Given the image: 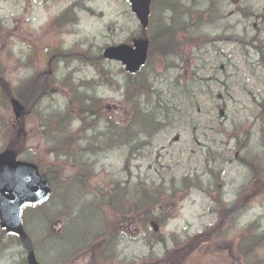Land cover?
Listing matches in <instances>:
<instances>
[{
	"label": "rangeland",
	"instance_id": "obj_1",
	"mask_svg": "<svg viewBox=\"0 0 264 264\" xmlns=\"http://www.w3.org/2000/svg\"><path fill=\"white\" fill-rule=\"evenodd\" d=\"M219 1L221 2L220 9L216 4L213 6L214 22L203 27L198 25L196 28L193 27L197 36L214 37L227 31L228 33L224 36L229 40L237 37L246 43L245 34H247L248 40L257 34L264 39L262 24L264 22V0ZM174 3L179 5L180 12H186V9L195 12H203L206 9L211 11L210 0H173ZM66 5L67 1L58 5L57 9ZM88 6L97 15L88 11L79 12L78 25L73 27L69 33L65 32L63 36L67 48L79 44L88 48V54H71L65 56V61L57 64L55 52H52L51 49L59 46L62 40L49 39L46 32H37V29L46 23V15H42L38 21L26 25L23 35H15L10 32V28H12L13 19L20 18L21 13L14 9L12 0H0V24L5 28L4 30L0 29V78L5 79L10 90H15L23 80L41 71H47L55 80L65 79L67 76V80L75 85L80 82L86 83L90 90L88 92L93 97L100 99L102 117L121 119V111L125 108V95L129 91L126 88L127 81L124 76L119 74L109 83L98 82V76H106L107 71H110L111 75L120 73L121 66L117 63H105L102 67H92L87 64L105 44H120L128 41L138 30V22L130 15V7L120 0H92ZM159 11L156 8L154 15H157ZM249 13H254L257 17L247 15ZM178 17L179 14L173 11L174 26L178 25ZM184 21H186L185 17ZM254 26L256 29L259 28L258 32L252 30V28L255 29ZM153 31L156 32L157 29ZM189 33H192V30H189ZM30 46L40 51L34 52ZM216 49L222 50L223 55L230 49L234 50V47L216 46ZM156 57L143 71V77L140 79L144 85L146 83L150 86L151 92L154 93L148 98L141 96L140 102L143 110L156 108L158 100L164 104H173L169 93L170 90H173V74L175 73L172 66L173 60L159 63L155 60ZM196 57L202 59L205 66H209L211 61L218 57V53L213 52L211 48L203 49L197 51ZM30 60H32L35 70L31 68L32 64L28 68L25 67V63ZM258 61L259 56L256 52H249L248 63L256 64ZM199 66L201 67V61H199ZM261 69L264 75V69ZM215 73L217 74V71ZM228 75L234 74L228 73ZM216 76L223 80L220 73ZM241 78L242 83H249L242 85L241 90L233 88L230 94H224V91L214 85V91L220 93L215 94L217 101L214 103L221 105L223 109L224 105L227 107L224 117L218 116L220 108L215 110V125L211 121L206 126L208 128L206 131L187 130L183 126L173 130L171 127L154 142L153 147L145 150L152 153L153 156L157 154L160 157L157 166L159 169L162 165L163 168L168 167L173 153L174 172L179 176L188 171L194 174L198 170L197 174H194L198 176V183L197 187L191 189L189 193L175 195L177 201L168 208L171 213L167 212L171 221L160 228L161 233L158 236H155L151 227L145 232L142 231L138 222L144 221L143 216L134 214L131 216L130 214L129 218L121 217L118 220V231L121 237L115 250L126 259V264H142L143 261L147 262L151 256L162 260L165 250L172 247L173 256L165 264H244L238 247L242 230L257 219L264 229V129L260 126L264 118V109H259V103L253 101L264 97L259 94V92L264 93V84L256 82V79L251 77L250 71L245 67L241 70ZM231 82H234L233 77L228 84ZM53 90L47 98L42 100L34 114L32 113L25 121L24 137L26 138L19 142L17 147L20 151L19 159L38 158L44 160L48 165H53L49 170L50 172L55 170L53 172L55 176L61 178L60 182L56 178L54 182L52 181L55 189H59L60 184L65 186L71 183L72 176L76 171L81 173V170H87L81 168L80 164H74L75 157L71 153L60 150L61 157L58 159L45 156V152L47 153V149L51 145L49 142L51 138H47L45 135H41V137L37 133L40 126L44 124L43 120L47 121L53 111H64L71 105V96L67 90L64 91L61 88H53ZM80 91H85V88H81ZM130 92L129 95L134 98L132 102L137 101L140 93L134 89ZM244 92L252 94L245 95ZM161 93L163 96H160ZM0 99L7 101L1 85ZM107 106L110 109H107ZM154 112L158 113L159 111L155 110ZM0 113L4 116L6 124H14V115L10 105L3 106L0 102ZM93 120L95 118H92ZM71 122L74 127H78V124L81 125L78 119L76 121L69 115L64 124L70 125ZM94 125L97 123L95 122ZM100 132L101 128L95 132V136ZM220 132L223 133L220 134ZM203 134L207 136L205 137ZM233 136H237V141H231L229 137ZM9 143H5V146ZM103 145H105L104 142ZM5 146L4 141L0 138V149ZM225 150H233V153H224ZM181 151L184 152V155H179ZM234 151L240 152L238 157L240 161H235ZM95 154L97 156H92L88 161L89 165L96 162L95 170L92 173L98 174L100 168L103 167L115 169V172L119 173L121 168L127 165V160L122 156L120 150L107 154L100 151L99 148H95ZM179 157L184 161L181 167L176 166L178 164L176 160ZM207 157L216 159L217 167L220 170L219 179L223 185L220 183L218 187L210 186L214 182L213 177L204 175V162ZM131 165H134V168L140 165L142 175L149 166L146 162L138 163L137 161L131 162ZM45 169L47 168L45 167ZM154 170L159 171L155 166ZM56 171H59L60 175L56 174ZM131 172L134 175L138 173L136 168L131 169ZM160 173L169 175L166 170H161ZM261 176L262 182L259 183L257 179ZM160 177L161 179L167 178L166 176ZM192 177L195 178V176ZM94 185H97L94 178L86 183V186L90 188H93ZM56 191L57 196L54 193L51 201L45 205V208H49L52 203L56 202L54 208L46 211L47 217L52 218L60 208V211H63L66 216L69 213L67 208L71 209V213L66 218L61 238L47 239L50 237L49 232L53 235L61 234L62 219L64 221L62 214L58 218L61 223L58 227L53 228L52 223L49 225V231L41 229L39 233L40 223L45 221V216H40L33 210H29L25 216L26 230L36 243V256L44 264H52V262L54 264H88L90 257L86 253L81 254L80 252L73 254L69 263H66L65 259H56L72 254L75 249L91 239L98 230H102V219L96 210L93 211L91 203L87 200L96 198L97 194L92 192L84 194L88 192L79 190L77 185L61 187L59 191ZM260 192L261 196L254 199L255 194ZM210 193L215 199L209 198ZM235 200H238V205L232 206V202ZM221 208L224 215L219 217L217 212ZM226 210L229 213H226ZM144 234L146 238L141 236ZM170 235H173V239ZM160 239H163L165 244L153 246L147 244ZM94 243L90 246L95 247ZM178 243L183 246L174 248V244ZM96 247L99 248V245ZM100 249L102 248L100 247ZM25 257L24 247L18 244L17 240L9 241V238L3 236L0 231V264H23ZM156 262L158 261L150 264H159Z\"/></svg>",
	"mask_w": 264,
	"mask_h": 264
},
{
	"label": "water",
	"instance_id": "obj_2",
	"mask_svg": "<svg viewBox=\"0 0 264 264\" xmlns=\"http://www.w3.org/2000/svg\"><path fill=\"white\" fill-rule=\"evenodd\" d=\"M133 11L144 26L147 24L150 0H131ZM137 49L121 46L108 49L105 57L122 61L127 69L135 72L146 60V42H136ZM17 115L21 116L22 108L14 102ZM10 194V196L7 195ZM50 190L45 179L38 175L33 165L13 163V155H0V216L2 227L10 231L21 232V210L28 204L36 205L45 200ZM29 264H37L34 256L29 257Z\"/></svg>",
	"mask_w": 264,
	"mask_h": 264
},
{
	"label": "trees",
	"instance_id": "obj_3",
	"mask_svg": "<svg viewBox=\"0 0 264 264\" xmlns=\"http://www.w3.org/2000/svg\"><path fill=\"white\" fill-rule=\"evenodd\" d=\"M209 95L210 94V87L206 85L205 83H202L199 80L194 81L193 83L184 86V88L179 91L178 94L175 95L174 102H173V125L174 122L181 121L184 119L186 114H180L182 111H179L177 109L176 102H182L184 104V109L190 114V117L198 121L199 124L203 118L202 113H198L197 106L200 104L202 95ZM40 95H37L36 92H34L33 96L31 98L23 97L21 98L23 103L29 104L32 102L33 104H36L40 100ZM182 104V105H183ZM181 105V106H182ZM203 108L205 106L203 105ZM197 124V125H199ZM120 143H123L121 141ZM124 144V143H123ZM147 193H150L149 191ZM148 197V196H147ZM150 197V196H149ZM139 202L136 203L134 206L135 209L140 208ZM149 212L147 211L146 214ZM148 220V219H147ZM161 223L164 222V219L160 221ZM258 226L256 224H253L250 226L249 230L245 231L244 234L247 236L246 239H243V242H251V248L249 253L244 255V264H264V247L262 246L264 241V234H258ZM248 254L254 255V258L252 260L247 258Z\"/></svg>",
	"mask_w": 264,
	"mask_h": 264
}]
</instances>
